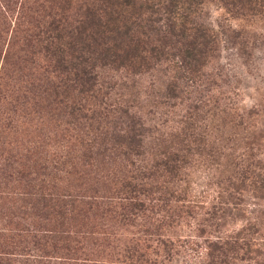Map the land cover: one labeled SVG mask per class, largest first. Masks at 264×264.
Returning a JSON list of instances; mask_svg holds the SVG:
<instances>
[{
	"label": "rangeland",
	"instance_id": "374dc122",
	"mask_svg": "<svg viewBox=\"0 0 264 264\" xmlns=\"http://www.w3.org/2000/svg\"><path fill=\"white\" fill-rule=\"evenodd\" d=\"M32 1L11 0L0 32V262L264 264L261 257L223 263L204 257L208 242L238 230L264 248V8L247 16L223 0H202L195 17L218 48L196 75L179 78L166 63L135 75L101 71L108 91L102 105L115 109L104 133L68 115L49 89L40 91L51 78L45 59L26 65L29 86L40 90L25 92L11 72L20 44L12 23ZM128 115L136 140L126 147L119 130ZM185 115L195 137L182 176L168 182L155 173L138 181L152 186L138 197L145 207L121 217L108 202H123L124 180L136 168L178 147L173 135L188 125ZM56 197L73 200L65 218L50 207ZM49 229L53 240L36 243L33 234Z\"/></svg>",
	"mask_w": 264,
	"mask_h": 264
},
{
	"label": "trees",
	"instance_id": "16d2710c",
	"mask_svg": "<svg viewBox=\"0 0 264 264\" xmlns=\"http://www.w3.org/2000/svg\"><path fill=\"white\" fill-rule=\"evenodd\" d=\"M72 1L33 0L31 6L22 10L19 5V14L17 11L12 23L13 32L20 33L19 55L10 69L16 71L18 78L25 83L22 89L32 93L42 86H29L33 74L26 70V65L31 64L34 57L45 59V71L51 78L40 91L49 89L55 104L63 105L68 115L89 120L88 125L95 124L94 130L99 126L102 130L109 122L106 121L107 113H115V109L102 105L108 91L102 90L101 71L111 69L135 75L156 64L166 63L178 73L179 76L174 77H189L196 75L218 48L213 32L196 20L202 0H77V11L73 12ZM10 2L0 0V32L7 23ZM223 3L247 16L264 8V0H223ZM7 76L10 77L8 71ZM128 116L130 122L119 130L124 132L121 143L126 147L136 140L135 121L133 116ZM189 117L185 115L183 120L188 125L173 135L178 147L174 146L149 165L136 168L135 175L124 180L121 188L123 202H108L110 208L120 210L121 217H125L126 211L136 214L145 207L143 199L138 197L146 196L152 186L147 187L138 181L155 173L167 178L168 182L182 176L186 156L191 150L190 143L195 137ZM240 169L237 175L242 179L244 171ZM50 202L59 219L67 217V210H71L66 204L74 205L73 200L60 202L57 197ZM165 205L170 204L166 202ZM55 223L62 225L66 222L58 220ZM53 230L33 234L35 242L44 244L53 240L56 236ZM243 233L238 230L234 235L215 237L216 240L205 246L204 257L216 258L219 263L227 258H264V248L256 247L252 238ZM62 237L68 239L67 235Z\"/></svg>",
	"mask_w": 264,
	"mask_h": 264
}]
</instances>
